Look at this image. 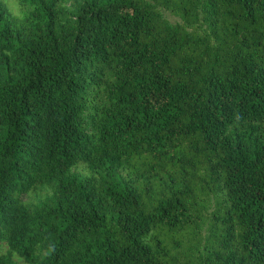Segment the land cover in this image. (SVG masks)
<instances>
[{"label": "trees", "instance_id": "trees-1", "mask_svg": "<svg viewBox=\"0 0 264 264\" xmlns=\"http://www.w3.org/2000/svg\"><path fill=\"white\" fill-rule=\"evenodd\" d=\"M63 1L0 0V264H264V0Z\"/></svg>", "mask_w": 264, "mask_h": 264}, {"label": "rangeland", "instance_id": "rangeland-1", "mask_svg": "<svg viewBox=\"0 0 264 264\" xmlns=\"http://www.w3.org/2000/svg\"><path fill=\"white\" fill-rule=\"evenodd\" d=\"M80 3V0H64L63 4L64 7L66 8L67 13L72 12ZM9 4H12V2H10ZM162 15L163 17L168 20L171 23H175L178 22L179 19L165 11H162Z\"/></svg>", "mask_w": 264, "mask_h": 264}]
</instances>
